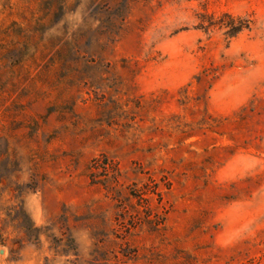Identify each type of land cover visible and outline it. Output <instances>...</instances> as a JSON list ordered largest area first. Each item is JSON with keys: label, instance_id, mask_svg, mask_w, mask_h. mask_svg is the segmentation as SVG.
Returning <instances> with one entry per match:
<instances>
[{"label": "rangeland", "instance_id": "1", "mask_svg": "<svg viewBox=\"0 0 264 264\" xmlns=\"http://www.w3.org/2000/svg\"><path fill=\"white\" fill-rule=\"evenodd\" d=\"M0 264H264V0H0Z\"/></svg>", "mask_w": 264, "mask_h": 264}, {"label": "trees", "instance_id": "2", "mask_svg": "<svg viewBox=\"0 0 264 264\" xmlns=\"http://www.w3.org/2000/svg\"><path fill=\"white\" fill-rule=\"evenodd\" d=\"M224 18H227L229 23H231L230 25H228V27H225V28L233 29L235 31V34H239V33L243 32L245 30H249V28H250L249 27V23H247L246 21H244L241 18H234L231 15H225ZM218 26L223 28L225 25L211 17L208 27H205V28L203 27V29H210V28H215V27H218ZM235 26H237V27H235Z\"/></svg>", "mask_w": 264, "mask_h": 264}]
</instances>
